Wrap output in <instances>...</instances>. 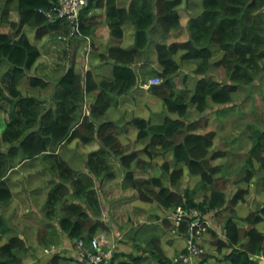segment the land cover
<instances>
[{
  "label": "trees",
  "instance_id": "1",
  "mask_svg": "<svg viewBox=\"0 0 264 264\" xmlns=\"http://www.w3.org/2000/svg\"><path fill=\"white\" fill-rule=\"evenodd\" d=\"M95 1L97 0H88V4L82 10L80 34L70 37V24H66L62 20L52 21L46 15L39 12L40 9L47 10L54 7L57 5V0H0V64L2 66H7L8 68V72H5L3 77H1V81L3 80L4 83L3 81L0 83V110L3 113L5 123V127L3 129L4 131L2 130V133H0V160L2 162L0 163V210L3 212V214H0V232L8 228L14 229L15 232L14 236H10L9 240L6 242L7 244L5 243L6 245L0 244V253L3 254H0V264H24L25 255H31L32 252H34V257L38 258L43 256L42 253L44 254V250L46 248L53 246L58 251L55 253V250L52 253L53 257L56 256L53 259V263L56 261L60 262V260H70L77 264H85L80 259L79 261L78 258H74L76 260L75 261L72 257L68 259L60 255L59 252L61 251V248H59V246L63 247L65 244L63 238L65 237V239H68L71 241V243H74L73 248H76L80 241L91 245V242L95 239L102 240L104 236L103 234L113 230L114 227H117L119 231H126L125 228H128L130 224H134L137 221L139 223V221L142 222L145 219L144 217H141L137 213L130 210L131 204L137 200H141L142 202L157 201L159 206H161L163 209L165 208V210H167L169 213H171V210L174 211V213H176L178 209L185 210L187 212V218L185 217L182 220V223L175 234L176 236H187L189 234L191 222L197 221V219L200 218L202 221L201 227L203 228V232L201 231L202 234H214L215 236L213 235V237L215 238H213L211 235V241L214 243L218 242L217 249L219 251L223 252L224 249L227 248L228 252L224 256L225 259H223L224 264H242V262L243 264H260L254 260V256L264 254V229L260 228V224L264 222V201L259 202L257 196H253L249 200L247 198L250 195V184L252 183L256 185L258 189L256 191L258 194L264 193V181H262L264 180V128L258 126L256 123H254L253 126L252 124L248 126L251 133L249 134V138L252 145L250 148L251 151L249 150L248 152L249 158L246 160L245 177L242 176L240 179L234 180L226 174L221 175L222 177L218 176L221 166L216 167L212 165V160L227 157V155L231 153V151L215 152L210 157L215 146L217 132L210 131L203 133V135L197 132L198 127L195 128V123L188 126L186 124V118L190 104L196 107L197 112L200 113V117L205 116L209 111L215 109V107L231 108L232 106H236L237 103H235V94L239 93L244 87L253 85L258 79L261 80L263 78L264 0H202L203 14L201 13L197 18H191L188 23V27H184L180 22L181 15L178 9L184 0L165 1V4L169 9V13L165 15L166 22L161 21L160 12H156L158 5V1L156 0H132L131 6H129L128 10L122 7V9L120 8L115 13L111 11L113 9H109V7L107 8V10H109L107 17L109 21L111 18L113 21H110L111 24L109 26L112 37H114V39L116 37L118 40H120L119 38H123L124 34L122 25L124 24L121 23L123 21L118 20L117 16L121 13L127 14L129 20L136 27V40L139 44L137 46L138 48L143 49L145 41H149L150 29L157 22L164 27V33L174 35L177 40H179L180 36L186 37V41L173 42L171 45H160L159 55L164 70L161 75L163 83L159 85V88H168L169 94L166 95L161 92H156L161 94V96L164 95L162 98L169 109L172 108L173 111L178 109L181 110V117L176 119L172 125L170 124L171 118L167 117L163 125L149 126V123L146 120L136 117L134 111L135 108H132L133 106L131 107L132 109L128 106H125V108L124 106L122 107V111L124 110V118L127 120L126 124L129 126L131 124L136 126L139 130L138 139L143 141L145 140L144 143L146 144L142 152L144 151V154L147 156L146 160L141 159L140 152L137 150H134L133 152H131V150H120V142L117 138L118 134L119 132H123L122 129L129 131V127L126 128L124 125L120 127L116 122L110 120L105 121L106 123L101 121V118L112 107V95H117L120 97L125 96V93L129 95L130 92H132V90H134V88L137 86L136 73L130 70L132 69L128 67L130 65L119 64V62H117V66H115V69H117L115 70V77L118 80L114 81L115 83L111 80H105L102 81V83L98 82L95 84L90 71L87 73L88 75H85V72H83L82 69L79 68L77 70L76 68V58L79 56L80 51L82 50L81 43L83 39L92 35L98 28L97 25H99V22L93 15H88L89 11H93V8H95L97 5L95 4ZM98 1L100 2V0ZM85 9H87L86 12ZM114 18L115 20H113ZM1 22L3 24H1ZM85 22L86 25L84 24ZM49 23L51 25L54 23V26H49ZM47 26L48 28H46ZM26 27L36 30V36L40 39L50 34L49 38L51 39L50 41L48 40L47 45L44 47V52H46V54H42V50L40 51L38 47L34 46L31 43L28 35L25 32L23 33V30ZM114 30L116 31L117 35L121 36H115ZM118 32L120 34H118ZM12 34L15 35V38ZM67 36L68 38H65ZM70 38L74 41H72ZM67 39L68 43L72 42L68 44V48L65 50H58L57 46L64 44V41ZM76 40H79L78 43ZM51 41L55 43H51ZM47 48L50 49L47 50ZM70 50H72V52ZM48 51H50L51 54L48 53ZM58 51H61V53ZM117 51H120L121 53L126 52L125 50L119 48ZM66 53L69 54L66 55ZM182 53L183 55H180ZM58 54L60 56L66 57H61L60 61V56ZM54 55L59 58L56 59L57 57L55 58ZM214 55H218V58H215ZM46 57L49 58V62L47 61ZM52 57H54V59ZM177 58H179L180 61L177 60ZM55 59L57 62H59V64H57ZM2 60L5 61L3 62ZM53 60L55 62H53ZM130 61H132V59ZM52 62L55 63V66H53ZM214 62L217 64H215L216 66L214 65ZM60 63L66 64L60 65ZM184 63H195L197 65L195 73L198 76L196 75L197 78L193 88L190 91L191 93L182 94L181 96L177 97V86L175 84L180 81V71L182 70ZM1 65L0 68H3ZM58 66L59 68H56ZM9 69L12 70L11 74H9ZM118 69H120V72ZM221 69H223L225 72V79L217 81L213 75H210V73H216L217 70ZM53 71H55V74H61V72L63 73L62 75H55L53 74ZM116 73L120 75H116ZM124 74H127V76L125 79L121 80ZM34 76L35 78H33ZM55 76H59L57 77L58 79ZM87 76L92 77L88 78ZM129 76H133V80H130ZM51 77H55V79L53 78L54 84L56 82L55 85H58L55 87V91L50 97L49 107H46L40 99L26 96L22 88H20L21 83L26 79L29 82H32H30V85L34 84V86L32 85L33 87H39L44 82L45 84H43L41 87H48L52 81ZM73 77L76 84L72 82ZM87 79L89 81L88 86V82H86ZM38 80H41L43 83H41V81L37 82ZM128 80L130 81L128 82ZM19 81L21 82L19 83ZM92 81L94 82L93 85L95 88L93 85H91L93 83ZM221 81L223 82L221 83ZM6 82H8V85H6ZM103 82L107 85L109 83V85H104ZM90 87L93 88L91 89ZM94 89L99 92L97 99L94 101L95 103L88 101L86 98L87 94H89ZM127 90H129V93ZM58 95L61 97H58ZM81 99L83 100L81 101ZM73 100H75V102ZM180 101L183 106L179 105L181 104ZM176 103H178V105ZM87 105L88 109L86 108ZM42 107L45 108L43 109ZM219 108H216V111H219ZM78 110L82 111L79 112ZM219 114L218 117L216 116V121L218 126L222 127L225 125L226 121L224 120V117ZM262 120L264 121V117H262ZM232 121L235 123L233 118ZM169 128L172 130L170 131ZM184 128L185 131L192 130L193 132L187 133L184 141L179 144L178 142L175 143V141L170 142V140H172L171 138L176 134V132H181ZM230 128L234 129V124L231 123ZM65 134L67 136H65ZM148 136H151L149 141H147ZM244 137L245 133L241 131V135L237 137V141L230 139L229 142H231L233 146L236 144L239 147L241 146V141L239 140H243ZM72 138H80V142L87 147L89 146L88 148L90 150L91 144L96 148L95 150H91L87 156L85 154L79 153L84 158L79 160L78 163L83 167L87 166V172L82 174H79V170H77L74 165L70 163L62 154L58 153L60 147L69 142V140ZM176 145H178V147ZM16 148H18V151L15 150ZM45 148H47L46 151ZM6 150L7 152H5ZM169 150L173 152V155L175 154L172 159L174 161L163 163L161 165L162 168L159 167L158 170L160 174L157 172L156 177H151L149 179H137L135 177V172H137L136 170L146 171L145 169L152 164L153 160L157 158L160 153H165ZM155 151H157V153ZM39 153L40 155H38ZM67 154L72 155L74 154V151L67 150ZM46 155L47 157H45ZM47 159L52 161L49 162ZM94 160L97 164L94 163ZM48 163L49 165L51 163L52 166H49ZM182 165L185 166L183 167ZM125 166L129 169H126ZM37 167H43L42 169L45 170V173H41L42 177H36V175L29 173L31 168ZM259 169H261V171ZM122 173L124 175L123 178ZM186 174H189L193 177H199L200 181L202 180L203 182L201 183L199 181V183L193 188V191L192 188H186V191L183 190L182 192H179L177 188L179 184H181L183 177ZM208 175H210L211 178ZM202 176L206 179L204 180ZM170 177H172L174 183L173 185L176 186V189H171L163 185L164 178ZM19 178L20 180L25 181V184H21V186L18 185L16 188L14 180H18ZM121 179L130 183L131 186L128 189H131V193L128 192V189L126 191H124L125 189H119V185L117 184ZM38 183L41 185H38ZM212 183L213 185H211ZM29 184L34 187L29 188ZM236 184H245V187L239 189L232 198H229L228 196L232 190L231 188ZM42 188L46 189V191L48 189L47 194L45 192L44 197L42 196ZM21 191L30 193L31 195L39 194L43 199L41 201V207H37V205H34L33 203L29 204V202L25 199V204L23 205L22 209H20L21 205L20 203L18 204V193H22ZM245 192L247 193L246 195ZM199 194H203V199L201 200L202 203L196 201L197 195ZM139 195H141V197ZM45 197L47 200L44 203ZM80 199L83 201V203L80 202ZM203 200L206 203H204ZM176 202H178L177 205ZM242 202L248 203L250 214L240 218L241 216L238 214L235 207ZM256 205L257 207H255ZM93 208H96V213ZM190 208L199 209L200 216L202 217L204 215L203 219L188 212L187 209ZM227 209H230V214L225 216V218L223 215H225ZM99 211L102 212L98 214ZM206 213L208 215H206ZM124 217H126V219ZM82 218H84V220ZM216 218H220L221 222H215ZM242 219L244 221H242ZM69 221L71 225H68ZM228 221L231 223L230 225L235 226L236 231L234 227L230 226L229 224L228 228ZM26 222L31 228L35 227V232L39 235L37 240L35 239L34 242L29 241V238L26 235ZM165 223L171 225L170 229L172 227L174 228V225L170 221L166 220ZM79 224L81 225L79 226ZM102 224H104V226ZM94 228L97 230L96 232L93 231L95 230ZM130 231L131 233L134 232V228L131 227ZM261 233L263 234L261 235ZM93 235H96L97 238ZM98 235H100V237ZM129 235L130 233L127 235V237ZM237 238L238 240H235ZM159 239V237H156L155 240L157 241ZM45 242L47 243L45 244ZM23 243L27 248L23 245ZM55 244L59 249L56 248ZM243 245L244 248H242ZM15 247L16 249H14ZM106 247V244L101 245L102 250H105ZM17 248L21 250L19 251ZM156 248L157 249L154 250L152 248L150 249L141 246V248H136L133 253H128L126 250H124L125 252H115L113 260L108 264H140L146 257L145 255H147L149 252H151V254L157 258L160 263L163 261L161 264H183L181 262H175V259L179 257L172 259L167 257L159 245H157ZM25 250L27 253H25ZM36 251H38V254H36ZM140 251L144 252L145 255L140 253ZM234 251L236 253H233ZM186 252L187 250L185 249L179 254ZM5 255L8 256V258L5 257ZM226 256L230 258L228 259L227 257L226 260ZM207 261L208 258H206V260L202 259L200 262L197 259L195 264H206Z\"/></svg>",
  "mask_w": 264,
  "mask_h": 264
},
{
  "label": "crops",
  "instance_id": "2",
  "mask_svg": "<svg viewBox=\"0 0 264 264\" xmlns=\"http://www.w3.org/2000/svg\"><path fill=\"white\" fill-rule=\"evenodd\" d=\"M158 1V5H157V8H156V12H160V15H161V21H165L166 22V19H165V15L167 13H169V9H168V6L165 4V1L166 0H156ZM195 2V3H193ZM95 3L97 4L94 8L93 11H89L88 15H93L96 20L99 22V25H98V28L94 31V35H90L88 37H86L83 42L81 43V47L82 50L79 54V56L77 57V60H76V68L77 70L80 68L82 69L83 72H85V75L86 73H88L89 71L93 74V80L95 82V84H97L98 82L101 83L102 81H105V80H114L116 81L117 79L115 78V66H117V62H119V64H128L130 66H128L129 68H134V72H136V77H137V86L134 88V90H132V92H130L129 95H127V97L125 96H117V95H112L111 97V103L114 105H112L111 108L113 109H109V111L101 118V121L102 122H105V121H116V123H119V126L122 127L123 125L127 128L129 127V125L126 124V121L124 120V113L122 112V107L124 106H128L129 108L132 107L131 104H133V107L135 108L134 111H135V114H136V117L137 116H140L138 118H142L144 120H146L148 123H149V126H161L165 123L166 121V118L169 117L171 118V125L173 124V122L176 120V119H179L181 117L180 115V111L181 110H176V111H173L172 108L169 109L168 107H166L167 105L165 104V101L163 100V96H161V94L159 93H156V92H161V93H164L166 95L169 94V90L168 88L166 89L165 87L164 88H159V85H161L163 83V79L161 78L160 75H162L163 73V67L162 64H161V60H160V50H159V47L160 45L162 44H167V45H171V43L173 42H182V41H186V37L185 36H180L179 37V40H177V38L174 37V35H170V34H166L163 32L162 28H164L162 25H160L159 23L155 24L151 29H150V36H149V41H145L144 43V47L143 49L141 48H138L137 46L139 45L137 43V40H136V36H137V31H136V27L135 25L129 20L128 18V15L125 14H118V20L120 21H125L124 22V25H122V30H123V34L125 37H123L120 40L118 39H114L112 37V33L111 31L109 30V24L111 23L107 17V8H111L113 10H111L113 13H115L118 9L124 7L126 10L129 9V6L131 5L132 3V0H103V1H95ZM187 3V4H186ZM201 3V4H200ZM202 0H184L183 3L181 4V6L178 8L179 9V13L181 15V19H180V22L182 23V25L184 27H188V23L190 21L191 18H197L199 16V14L202 13L201 10H203L202 8ZM116 4V5H115ZM189 5L191 7H189ZM98 6V7H97ZM100 6H104V7H100ZM194 6V7H193ZM197 6V10H196V7ZM201 6V7H200ZM88 7V6H87ZM86 7V8H87ZM115 9H114V8ZM182 7V8H181ZM118 8V9H117ZM87 10V9H86ZM192 11V12H191ZM197 11V12H196ZM96 12V13H95ZM128 12V11H127ZM96 14V15H95ZM99 14V15H98ZM122 15V17H120ZM196 15V16H195ZM115 19V18H114ZM125 19V20H124ZM128 20V21H127ZM104 21V22H103ZM109 21V23H108ZM102 24V25H101ZM109 28V29H108ZM30 29V31H29ZM28 30V32H27ZM136 31V33H135ZM23 32H25L31 43L38 47L40 50H42L43 54H44V48L47 43H48V39L50 37V34L46 35L45 37H43V40L42 38H37L36 37V30L30 28V27H26L24 28ZM131 32H134V33H131ZM34 33V35H33ZM97 33V35H95ZM136 34V35H135ZM35 38H34V37ZM95 36V38H94ZM92 38V39H91ZM113 38V39H112ZM169 38V39H167ZM97 39V40H96ZM40 40V41H39ZM91 40V41H90ZM96 40V41H95ZM136 40V41H135ZM112 41V42H111ZM135 43H134V42ZM115 42V44H114ZM125 42H127L125 44ZM36 43V44H35ZM66 43V44H65ZM65 43L63 45H58L57 46V49L58 50H65L68 48V40H65ZM92 43V44H91ZM108 43V44H107ZM132 43V45H131ZM157 43V44H156ZM162 43V44H161ZM46 44V45H45ZM87 44V45H86ZM112 44V45H111ZM130 44V45H128ZM137 46H135V45ZM155 44V45H154ZM43 45V47H42ZM66 45V47H65ZM108 45V46H107ZM125 49H124V47ZM88 46V47H87ZM92 46V47H91ZM119 46V47H118ZM42 47V48H41ZM90 47V48H89ZM105 47V48H104ZM123 47V48H122ZM62 48V49H61ZM94 48V49H93ZM101 48V49H100ZM123 49L125 50L126 52L125 53H121L120 51H117V49ZM127 48V49H126ZM91 49V50H90ZM106 49V50H104ZM90 51V52H89ZM93 51V53L91 52ZM117 51V52H116ZM103 52V53H101ZM91 55H90V54ZM121 53V55H120ZM151 53V54H150ZM90 55V56H89ZM115 55V56H114ZM149 55V56H148ZM148 56V57H147ZM153 56V57H152ZM82 57V58H81ZM147 57V58H146ZM146 58V59H145ZM132 59V61H130ZM179 58H177L178 60ZM90 60V61H89ZM87 61V62H86ZM127 62V63H124V62ZM104 62V63H103ZM158 64H157V63ZM88 63V64H87ZM102 63V65H101ZM108 63V65H107ZM109 63H112V67L110 68V65ZM95 64V65H93ZM136 64V65H135ZM143 64V66H142ZM91 65V66H90ZM105 65H107L108 67H105ZM145 65V66H144ZM104 66V67H103ZM114 66V68H113ZM3 68L1 69L0 68V75L3 76V74H5V72H8V68H6L7 66H2ZM97 67V68H96ZM103 67V68H102ZM142 67V68H141ZM143 67H148L149 68V71H151V73L146 70L145 68ZM153 67V68H152ZM6 68V69H4ZM87 68V69H86ZM107 68V69H106ZM113 68V69H112ZM139 68L141 70H139ZM147 68V69H148ZM97 71H96V70ZM100 69V71H99ZM110 69V70H109ZM136 69V70H135ZM197 69V65L195 63H184L183 64V68L182 70L180 71V81H178V83H176L175 85L177 86L176 88V94L178 96H181L182 94H190L191 92V89L193 88L194 86V83H195V80L197 78V74L195 73V70ZM10 70V69H9ZM93 70H95V72H93ZM103 70V71H102ZM110 71V72H107ZM152 70H153V73L154 71H158V72H155L154 74L152 73ZM2 71V72H1ZM143 71V73H142ZM149 72V73H146V72ZM4 72V73H3ZM101 72H103V74L101 75ZM105 72V73H104ZM111 72H114L113 74ZM141 72V73H140ZM217 72H219V70H217ZM146 73V74H144ZM9 74H11V70L9 71ZM100 74V75H99ZM151 74H153L151 76ZM159 74V76H158ZM215 74V73H213ZM142 75V76H141ZM145 75V76H144ZM155 75V76H154ZM197 75V76H196ZM210 75L212 76V73H210ZM127 74H124L122 79L123 78H126ZM214 76V75H213ZM98 77V78H97ZM109 77V78H108ZM146 77V78H145ZM111 78V79H110ZM113 78V79H112ZM130 80H133V76H129ZM145 78V79H144ZM157 78H160L162 80V83L160 84H151V80L153 79H157ZM102 79V81H101ZM0 80H1V76H0ZM128 80V82L130 81ZM144 80V82H143ZM141 82V83H140ZM1 83V82H0ZM55 84H53L52 82L49 84L48 87H45V88H42L41 86L39 87H33L32 85H30V82L26 79L24 80L21 85H20V88H22V90L24 91V94L26 96H29V97H34V98H37V99H40L42 100L43 104L46 105V107H49V102H50V97L51 95L54 93L55 91ZM156 86V87H155ZM53 87V88H52ZM141 90H140V88ZM31 90H30V89ZM139 88V89H138ZM30 90V91H29ZM143 90V91H142ZM183 90V91H182ZM138 91V92H137ZM141 91L144 93H141ZM145 91V92H144ZM137 92V94L135 93ZM186 92V93H185ZM98 94L99 92L97 90H93L91 91L89 94H87L86 98L88 101L90 102H94L97 97H98ZM140 94V95H139ZM156 94V95H155ZM134 95V96H133ZM136 95H139V96H136ZM176 95V96H177ZM49 99H47V97ZM153 96V97H151ZM139 97V98H138ZM146 97V98H145ZM157 97V98H156ZM42 98V99H41ZM45 98V99H44ZM130 98V99H129ZM138 98V99H137ZM119 101H118V100ZM137 99V100H136ZM155 102H153L152 101ZM156 99H159V100H156ZM46 100V101H45ZM143 100V101H141ZM146 100V102L144 101ZM150 100V101H149ZM45 101V102H44ZM123 101V103H122ZM141 101V102H140ZM128 102V103H127ZM136 102H140V103H136ZM120 103V104H119ZM143 103V104H142ZM117 104V105H116ZM124 104V105H123ZM126 104V105H125ZM129 104V105H128ZM139 105V106H138ZM166 105V106H165ZM181 106V104H179ZM117 106V107H116ZM136 106V107H135ZM138 107V108H137ZM145 107V108H144ZM118 108V109H117ZM137 108V109H136ZM150 108V109H148ZM156 108V110H155ZM163 108V109H162ZM165 108V109H164ZM113 112H112V111ZM194 110V111H193ZM217 110V109H215ZM163 111V112H162ZM196 110V107L195 106H191L189 105V108H188V112H187V118L186 120H192L193 116H195L196 118L193 119V121H186V124L188 123V126L189 125H192L193 123H195V128L198 127V124H199V120H200V115L199 113L197 112ZM112 112V113H111ZM115 112V113H114ZM120 112V113H119ZM151 112H154L151 113ZM156 112V113H155ZM167 112V113H166ZM173 112V113H172ZM217 111H215L213 117H212V125L218 127V123L216 121V113ZM123 113V114H122ZM151 113V114H150ZM170 113V114H169ZM111 114V115H110ZM150 117H149V115ZM167 114V115H166ZM176 114V115H175ZM148 116V117H147ZM207 116V115H206ZM123 117V118H122ZM117 118V119H116ZM121 118V119H120ZM150 118V119H149ZM192 118V119H191ZM119 119V120H118ZM150 121V122H149ZM121 123V124H120ZM123 123V124H122ZM197 123V125H196ZM168 124V123H167ZM5 127V124H4V116H3V113L1 112L0 110V133L1 131L4 129ZM199 128V127H198ZM169 130L171 131L172 129L169 128ZM123 132H119L118 134V140L120 142V145H119V148L121 151L125 150V151H130L133 152L134 150H136L137 148H139V150L137 149L138 152H140V157L141 159L143 160H146L147 159V156L144 154V152H142V150L144 149V142H142L143 140H138V133H139V130L136 126H133L132 124L130 125L129 127V131H126V129H122ZM212 131H215L217 132V129L214 127L212 128ZM184 132V137L179 140L177 139V136ZM191 133L193 132L192 130H187L185 131V129H183L181 132H177L172 138H175L174 140H170L171 141H175L177 139V141L175 142H178V143H181L184 141V138L185 136L187 135V133ZM128 133V134H127ZM203 134V133H201ZM127 137V138H126ZM137 138V139H136ZM246 137H244L243 139H245ZM150 139V136L147 138V141H149ZM220 139V142H221V135L219 133H217V138L215 140V146H217L218 144V140ZM78 142V143H77ZM243 140L241 139V146H238L236 148H238L236 150L237 154L239 153H244V144L246 142H249L248 140ZM77 144V145H76ZM79 144V145H78ZM222 144V142H221ZM250 144V142H249ZM98 145V144H97ZM127 145V146H126ZM135 145V146H134ZM251 145V144H250ZM249 145V146H250ZM143 146V147H142ZM214 146V147H215ZM99 147V146H98ZM217 148V147H216ZM214 149L212 150V154L216 152H224V151H218L217 149ZM235 148V147H234ZM95 150V146L91 144V150ZM141 149V150H140ZM247 149V148H246ZM67 150H71V151H74V154L72 155H68L67 154ZM87 146H85L84 144H82L80 142V138H72L69 140V142H67L66 144L62 145L59 149V154H62L70 163H72L74 165V167L79 170V174H82V173H85L87 172V166L86 167H83L81 166L78 162L79 160H82L83 157L79 154V153H82V154H85L86 156L89 154V152L91 151ZM247 151V150H246ZM168 153V155H167ZM212 154L210 155V157L212 156ZM78 155V157H77ZM167 155V157H165ZM229 155H232L231 153ZM159 158H161L159 160ZM163 158V159H162ZM171 158V159H170ZM173 159V152L171 151H168V152H165V153H160V155L158 156L157 160L156 158L153 160L152 164L155 166H153L152 164L150 165V168L147 167L145 170L146 171H137L135 172V177L138 179V178H145V179H149L151 177H155V175H157V172L153 173L152 171H155L156 169L159 170V166L161 167V165L163 163H166V162H171ZM145 163V162H144ZM159 164V165H158ZM158 165V166H156ZM85 166V165H84ZM153 167V168H152ZM152 168V169H151ZM154 169V170H153ZM149 173H148V172ZM148 174V175H147ZM189 174H186L185 177H188ZM190 176V175H189ZM185 177H183V180L181 182V184H179L177 190L179 192H182L183 190L186 189V187H183L184 185V180H185ZM192 178H198V183L200 181V178L199 177H196V176H190ZM221 177V175H220ZM123 179L119 180V182L121 183H118L117 185H119V187H121L120 189H126L129 188L131 185L130 183L126 182L125 180L122 181ZM180 182V180H179ZM178 182V183H179ZM123 183V184H122ZM128 183V184H126ZM197 183V184H198ZM14 184L17 188L18 185L20 184H25V181L23 180H14ZM173 180H172V177L170 178H164V181H163V185L165 187L168 186V188H173L174 185H173ZM255 184H251L250 186V195L248 197V200L250 198H252L253 196H257L259 202H263L264 201V193H261V194H258L256 190H254L256 188H254ZM242 187H245V184H242V185H234L232 186V188H234L232 190V192L229 194V198H232L233 195L238 191V189H241ZM152 188V187H151ZM188 188V187H187ZM175 189H176V186H175ZM236 190V192H235ZM24 193V191H21ZM18 193V192H17ZM20 194V193H18ZM25 195V199L27 201H29L30 203H33V197L34 195H31L30 193H27V194H24ZM252 195V196H251ZM134 203L136 204H131L130 206V210L133 211V212H137V214L141 217H148L150 219H153L152 217V209L154 208V206H157V201H153V202H142L140 200V202L138 201H134ZM241 205H244L245 203L242 202L240 203ZM134 205V206H133ZM138 205V206H137ZM246 205L248 206V203H246ZM153 206V208L151 209V207ZM132 208V209H131ZM249 208V206H248ZM163 211L165 212V210L163 209ZM250 211V210H249ZM0 214H3V212L0 210ZM143 214V215H142ZM160 214H162V212H160ZM250 212H248V214H243L241 216H247L249 215ZM104 218V217H103ZM157 219L154 217V220ZM173 223H174V220H172ZM157 222V221H156ZM158 224H160L161 222H157ZM136 225V223H135ZM134 224H130L128 228H125L126 231H125V235L126 234H131V227L132 226H135ZM260 228L261 229H264V222L262 224H260ZM147 230V229H145ZM27 231H30L31 232V237H29V235L27 236L29 238V241L31 242H34L35 241V236H34V230L33 228L29 227V229ZM27 231H26V235H27ZM34 231V232H33ZM114 231V230H113ZM36 233V232H35ZM116 235V234H115ZM164 235H167V234H162V236H159V238L163 237ZM118 237V235H116V238ZM206 237L208 238V235H206ZM206 237H204L203 239L200 240V245H204L206 244L208 241L206 239ZM224 237V236H222ZM155 238L154 237L153 239V242L154 245L156 246V242H155ZM34 241H33V240ZM164 240V239H163ZM106 241L109 242V240H107L106 238ZM169 242L170 244H176L177 242V239H174V241H171L169 239L167 240H164L162 241V248L165 255L169 258H173L174 256L178 255L180 252H182L183 250H185L187 248V243H186V240H184L183 243H180V250H177V251H173V252H170L168 250V253H167V248H166V242ZM165 242V243H164ZM164 243V244H163ZM1 244H3V242H1ZM140 243H137V245H134L133 243L130 244L132 245V249L127 251V252H134L136 250V248H141V244L139 245ZM65 245V246H64ZM63 245V247H67V243H65ZM73 243H70V247H67L70 252L72 253V257L73 258H78L80 259L79 257V252H78V248H74L73 249ZM164 245V246H163ZM136 246V247H135ZM57 248V247H56ZM60 248V247H59ZM58 248V249H59ZM205 249V248H204ZM76 250V251H75ZM213 254L215 255H212L213 257V260L215 261H218L219 263L218 264H222L221 261H223L224 259V256L225 254L228 252L227 249H224L223 252L219 251L217 248L216 250L213 248ZM116 252H121V251H124V250H120V249H115ZM206 251V250H205ZM221 254H219V252ZM58 252L57 250L55 251V253ZM61 252V251H60ZM59 252V253H60ZM78 252V253H77ZM34 252H32L33 254ZM176 253V255H175ZM30 255L29 257V260H26L24 261V264H46L45 262V257L47 258V260L49 259L50 256L48 255H44L43 256H40L38 257L37 259L33 256V255ZM140 254V253H139ZM145 255V254H143ZM174 255V256H172ZM222 255V256H221ZM77 256V257H76ZM150 254L148 253L146 255V257L144 258V260H142V262L140 264H148L149 260H150V257L151 259L153 260V262H155L156 260L159 262H155L154 264H161L160 261L155 258L153 255H151L150 257ZM220 256V257H219ZM33 257V258H32ZM217 257V258H216ZM256 259L257 262H259L260 264H264L263 260H264V256H255L254 257ZM156 259V260H155ZM40 260V262H39ZM220 260V261H219ZM36 261V262H35ZM50 264H53V259H52V263L50 261ZM208 264V263H206ZM224 264V262H223Z\"/></svg>",
  "mask_w": 264,
  "mask_h": 264
},
{
  "label": "rangeland",
  "instance_id": "3",
  "mask_svg": "<svg viewBox=\"0 0 264 264\" xmlns=\"http://www.w3.org/2000/svg\"><path fill=\"white\" fill-rule=\"evenodd\" d=\"M216 73L214 74V78H216L219 81L220 80H223V78L225 79V72H224L223 69L219 70V72H216ZM259 80L260 79H258L253 85H251V87L250 86L244 87L239 92V95H238V93L235 94V98H236L235 103H237L236 106H232L231 109L230 108H226V107H222V108H220L221 111L219 110V111L216 112L217 114L220 113L219 115L223 116L224 117V120L226 122H225V125L224 126H222V127L221 126H218V131L219 132L217 131V133H219L221 135V142H222V144H221L220 139H219L218 140V144H217L218 146H215L213 148V150L217 147L216 149L218 151H220V150L221 151L222 150L224 151L225 150V151H231L232 152V155H229L228 154L227 157H224V158H221V159H216V160H212L211 161L213 166H216V167L217 166H221V165L223 166V167H221L222 169L220 168V171L221 172H219V175L218 176L226 174L227 176L231 177L232 179L237 180V179H240L242 176L245 175L246 160L249 158L248 152H249V150L251 148V145H252L251 140H249L250 139L249 138V134H251V133H250V130H249L248 126H250L251 123L254 124L256 122V124L258 126L260 125L261 127L264 128V121L262 120V117L264 116V76H263V78L260 81ZM252 88H255V89H252ZM245 89H247V90H245ZM247 91H249V92H247ZM249 93H250V96H248ZM246 96H248V97H246ZM242 99H245V100L243 101ZM216 108H219V107H216ZM233 108H234V111H233ZM215 109L209 111L206 114L207 116L205 115V116L200 117L199 124H198V127H199L198 128V132L200 131L199 133H207V132H210V131H212V128H214V127L217 129V125L216 126L212 125V123H213L212 122V117L214 115V114H212V112L215 113V111H216ZM232 111H233V117H232ZM209 113H211V114H209ZM217 114H216V116H218ZM193 118H196V117H193ZM232 118L235 120V123L232 121ZM190 121H193V119L192 120H190V119L188 120V122H190ZM231 123L234 124V129L233 128H230V124ZM242 130L245 133V136L248 135L245 139H243V142H244V140H248L251 145L249 144V142H246L244 144V153L237 154L236 150L239 147L236 148L237 147L236 144H234V146H233V144L231 142H229V140L232 139L233 141H237V137L241 135V131ZM183 137H184V132L180 133L177 136V139L181 140ZM157 171L158 170L156 169L155 170V173ZM228 171H229V173H228ZM30 172L33 173L34 175H36V177H42L41 176V173H45V170L41 169V167H37V168H31L30 169ZM191 180H193L192 177H189V176L188 177H185L183 187H186V188L187 187L188 188H193V186L195 187L197 185V183H198V178H194V181H192V183L190 182ZM42 182H44V181H42ZM38 185H41V184L38 183ZM20 186H21V184H20ZM28 187L31 188V187H34V186H32V185L29 184ZM231 189L233 190L234 188H231ZM255 189L258 190L257 187ZM232 190H231V192H232ZM47 191H48V189H47ZM47 191H46V189L42 188V196L43 197L45 196V192L47 194ZM235 192H236V190H235ZM24 194H27V193L26 192H24V193L22 192V193L19 194L18 204L20 203V205H21L20 206V209H22L23 205L25 204V195ZM202 199H203V194H199L197 196V198H196V200L198 202H201ZM42 200H43L42 197L39 194H36L33 197V204L34 205H37V207H41V201ZM46 200H47V198L45 197L44 203H45ZM29 204H30V202H29ZM154 207L156 209L153 208V206L151 207V209L153 208L152 211H151L152 212L151 215H154V216H152L153 219H150L148 217H145V220L142 221L141 223H137L136 222L137 228L134 229V232H132L129 235V237H127L128 234L127 235L124 234L125 231L120 232L117 229V227H114V229H113L114 231L113 230H110V232H107V233L103 234L104 235V238L101 241L106 242L107 247L108 248L110 247V250H112L113 252L115 251V249L116 250L117 249H122V250H126V251L127 250L128 251L131 250L132 249V245H130V244H132L133 242H134L133 243L134 245H137V243H140L142 246L144 245V247H146L148 245L147 246L148 248H152V249L156 250L157 249L156 248L157 245H159L160 248H162V242H161V241H163L162 239L167 240L170 237L171 239L169 238V240H171V241H174V239H177V241H176L177 243L176 244H170L167 241L166 242L167 253H168V250L170 252L180 250V245H181L180 243H183L184 242V240H185L184 237L185 236H183V237L180 236V235L176 236L173 233V228L170 229V225L168 226V223H165L166 222L165 213L162 210V208L159 206V204L157 203V206H154ZM235 209L237 210V212H238V214L240 216L243 215V214L246 215V214H248V212H250L249 211V208H248V206L246 204L241 205L239 203L235 207ZM158 212L159 213L160 212H163L162 213V216H161V219L164 220V221L162 223H160V224H158L154 220V217L159 214ZM229 214H230V209H227V211L225 212V216H228ZM105 216H106V214H105ZM148 221H150V222H148ZM215 221L221 222V219L220 218H216ZM26 224L28 225V226H26V231H27L29 229V224L27 222H26ZM34 229H36V228L33 227V230ZM145 229H147V230H145ZM34 231H36V230H34ZM9 232L11 234L12 233L15 234L14 229H12V228H8V229H5L4 231L0 232V235H1L0 236V242L2 241L5 244L9 240V237L11 235ZM157 232L158 233L160 232V233L157 234ZM30 233H31L30 231H27V235H29ZM14 234H12L11 236H13ZM115 234L118 235L117 238H116V235ZM162 234H167V235H164L163 238H160L157 241L155 240V242H156V246H155L152 243V241L154 240L152 237H159ZM207 234H208L209 241L206 244L202 245V247L205 248V250H206L205 251V254H204V256L202 255L201 257H199L198 260L200 262V260H202V259L205 260L208 257V262H207L208 264H214V263L215 264H218L219 262L213 260V257H212L213 251H214L213 248L216 249L217 248V245H216V243H214V242L211 241V235H209L210 233H207ZM34 236H35V239H36V237L38 238L39 235H37V233L34 232ZM202 236L203 237H201V239H203L206 236V234H203ZM30 237H31V234H30ZM130 237H131V239H129ZM106 238H107V240H109V242L106 241ZM65 240L67 242V247H70L71 241L68 240V239H65ZM65 240L63 239L64 243H66ZM135 240H136V242H135ZM181 240H183V241H181ZM157 243H159V244H157ZM59 247L61 248L60 254L63 253L61 255L62 257H65V258H71L72 257L71 256L72 253L70 252V250L67 247H61V246H59ZM67 249H68L69 252L67 251ZM162 251H163V249H162ZM141 252L142 251H140V253ZM142 253L144 254V252H142ZM36 254H38V251H36ZM149 254H150V256L152 255L151 252H149ZM44 255L50 256L48 260L45 257L46 264H50L51 259H54L53 254H47L46 253ZM179 255L180 254H178L176 256H174V255H172V256H174L173 258H175V257H178ZM207 255H209V256H207ZM25 256H24V260L26 261V260L29 259L30 255L27 254ZM35 258L37 259V257H35ZM80 260L83 261L85 264H88V262H86V260H83L81 257H80ZM155 262H158V261L156 260ZM263 262H264V260H263ZM53 264H77V263H75L73 261H70V260H67V261L66 260H60L59 263L56 261ZM148 264H154L153 260L152 259L149 260Z\"/></svg>",
  "mask_w": 264,
  "mask_h": 264
},
{
  "label": "bare ground",
  "instance_id": "4",
  "mask_svg": "<svg viewBox=\"0 0 264 264\" xmlns=\"http://www.w3.org/2000/svg\"><path fill=\"white\" fill-rule=\"evenodd\" d=\"M57 1H58V0H57ZM100 1H101V0H100ZM102 1H103V0H102ZM105 1H106V0H105ZM57 3H58V2H57ZM193 3H195V2H193ZM55 4H56V3H55ZM87 4H88V3H87ZM89 4H90V3H89ZM95 4H96V3H95ZM186 4H187V3H186ZM200 4H201V3H200ZM202 4H203V3H202ZM115 5H116V4H115ZM130 6H131V5H130ZM97 7H98V6H97ZM100 7H104V6H100ZM189 7H191V6L189 5ZM193 7H194V6H193ZM195 7H196V10H197V9H198L197 6H195ZM200 7H201V6H200ZM113 8H114V7H113ZM181 8H182V7H181ZM91 9H92V8H91ZM93 9H94V8H93ZM109 9H111V8H109ZM114 9H115V8H114ZM117 9H118V8H117ZM121 9H122V8H121ZM176 9H177V8H176ZM202 9H203V8H202ZM47 10H48V9H47ZM118 10H119V9H118ZM262 10H263V9H262ZM107 11H108V12H106V13H109V10H107ZM201 11H202V10H201ZM255 11H256V10H255ZM83 12H84V11H83ZM85 12H86V9H85ZM191 12H192V11H191ZM196 12H197V11H196ZM95 13H96V12H95ZM263 13H264V12H263ZM121 14H122V13H121ZM202 14H203V13H202ZM259 14H260V13H259ZM95 15H96V14H95ZM98 15H99V14H98ZM123 15H125V14H123ZM199 15H200V14H199ZM90 16H92L91 13H90ZM125 16H126V15H125ZM195 16H196V15H195ZM117 17H118V16H117ZM120 17H122V15H121ZM122 18H123V17H122ZM256 18H257V17H256ZM262 18H263V17H262ZM118 19H119V18H118ZM259 19H260V18H259ZM259 19H258V20H259ZM97 20H98V19H97ZM113 20H115V19H113ZM124 20H125V19H124ZM3 21H4V20H3ZM57 21H58V20H57ZM81 21H82V20H81ZM110 21H112V18H111ZM116 21H117V20H116ZM127 21H128V20H127ZM4 22H5V21H4ZM48 22H50V21H48ZM51 22H52V21H51ZM59 22H60V21H59ZM61 22H62V21H61ZM103 22H104V21H103ZM112 22H113V21H112ZM117 22H118V21H117ZM219 22H220V21H219ZM219 22H218V23H219ZM108 23H109V21H108ZM121 23L124 24V21L121 22ZM157 23H158V22H157ZM1 24H3V23L1 22ZM84 24L86 25V22H85ZM87 24H88V23H87ZM110 24H111V23H110ZM110 24H109V25H110ZM48 25H49V26H54V23H53L52 25L49 23ZM64 25H65V24H64ZM101 25H102V24H101ZM209 25H210V24H209ZM219 25H220V23H219ZM219 25H218V26H219ZM44 26H46V25H44ZM62 26H63V25H62ZM67 26H68V25H67ZM97 26H98V25H97ZM169 26H170V25H169ZM10 27H11V26H10ZM10 27H9V29H10ZM64 27H65V26H64ZM70 27H71V26H70ZM166 27H167V26H166ZM11 28H12V27H11ZM46 28H48V26H47ZM49 28H53V27H49ZM109 28H110V27H109ZM109 28H108V29H109ZM119 28H120V27H119ZM41 29H42V28H41ZM91 29H92V28H91ZM112 29H113V28H112ZM163 29H164V28H162V30H163ZM39 30H40V29H39ZM49 30H50V29H49ZM51 30H54V29H51ZM109 30H110V29H109ZM166 30H167V29H166ZM29 31H30V29H29ZM37 31H38V30H37ZM114 31H115V30H114ZM13 32H14V31H13ZM27 32H28V30H27ZM30 32H31V31H30ZM50 32H51V31H50ZM119 32H120V29H119ZM119 32H118V34H120ZM23 33H24V32H23ZM47 33H48V32H47ZM64 33H65V32H64ZM131 33H134V32H131ZM135 33H136V31H135ZM168 33H169V32H168ZM213 33H214V32H213ZM43 34H44V33H43ZM68 34H69V32H68ZM89 34H90V33H89ZM12 35H13V34H12ZM33 35H34V33H33ZM35 35H36V34H35ZM69 35H70V34H69ZM69 35H68V36H69ZM93 35H94V34H93ZM95 35H97V33H96ZM116 35H117V33H116V31H115V36H116ZM135 35H136V34H135ZM170 35H171V34H170ZM212 35H213V34H212ZM14 36H15V35H13V37H14ZM68 36L65 37V38H68ZM117 36H119V35H117ZM120 36H121V35H120ZM120 36H119V37H120ZM33 37H34V36H33ZM36 37H37V36H36ZM70 37H71V36H70ZM123 37H125V36H123ZM190 37H191V36H190ZM9 38H10V37H9ZM14 38H15V37H14ZM34 38H35V37H34ZM84 38H85V37H84ZM94 38H95V36H94ZM113 38H114V37H113ZM113 38H112V39H113ZM115 38H116V37H115ZM117 38H118V37H117ZM11 39H12V38H11ZM17 39H18V38H17ZM50 39H51V38H49L48 40L50 41ZM70 39H71V38H70ZM70 39H69V40H70ZM73 39H74V38H73ZM77 39H78V38H77ZM91 39H92V38H91ZM119 39H120V41H121V38H119ZM167 39H169V38H167ZM42 40H43V38H42ZM67 40H68V39H67ZM71 40H72V39H71ZM79 40H80V39H79ZM79 40H76V42L78 43ZM83 40H84V39H83ZM96 40H97V39H96ZM96 40H95V41H96ZM39 41H40V40H39ZM52 41H53V39H52ZM52 41H51V43H55V42H52ZM72 41H74V40H72ZM90 41H91V40H90ZM135 41H136V40H135ZM13 42H14V41H13ZM82 42H83V41H82ZM111 42H112V41H111ZM133 42H134V41H133ZM51 43H50V44H51ZM64 43H65V41H64ZM69 43H72V42H69ZM69 43H68V44H69ZM126 43H127V42H125V44H126ZM134 43H135V42H134ZM192 43H194V42H192ZM35 44H36V43H35ZM65 44H66V43H65ZM91 44H92V43H91ZM107 44H108V43H107ZM114 44H115V42H114ZM156 44H157V43H156ZM161 44H162V43H161ZM45 45H46V44H45ZM62 45H63V44H62ZM76 45H77V44H76ZM86 45H87V44H86ZM111 45H112V44H111ZM115 45H116V44H115ZM128 45H130V44H128ZM131 45H132V43H131ZM134 45H135V44H134ZM154 45H155V44H154ZM67 46H68V45H67ZM78 46H79V45H78ZM107 46H108V45H107ZM135 46H137V45H135ZM9 47H10V46H9ZM42 47H43V45H42ZM42 47H41V48H42ZM48 47H49V46H48ZM65 47H66V45H65ZM70 47H71V46H70ZM83 47H84V46H83ZM83 47H82V48H83ZM87 47H88V46H87ZM91 47H92V46H91ZM118 47H119V46H118ZM123 47H124V45H123ZM123 47H122V48H123ZM218 47H219V46H218ZM43 48H44V47H43ZM89 48H90V47H89ZM104 48H105V47H104ZM178 48H179V47H178ZM219 48H220V47H219ZM49 49H50V48H49ZM49 49L47 48V50H49ZM55 49H56V48H55ZM55 49H54V50H55ZM61 49H62V48H61ZM93 49H94V48H93ZM100 49H101V48H100ZM124 49H125V47H124ZM126 49H127V48H126ZM90 50H91V49H90ZM104 50H106V49H104ZM214 50H215V49H214ZM40 51H41V50H40ZM45 51H46V50H45ZM50 51H51V50H50ZM50 51H48V53L51 54ZM70 51L72 52V50H70ZM181 51H182V50H181ZM42 52H43V51H42ZM58 52L61 53V51H58ZM62 52H63V51H62ZM65 52H66V51H65ZM75 52H76V51H75ZM75 52H74V53H75ZM80 52H81V51H80ZM89 52H90V51H89ZM91 52L93 53V51H91ZM211 52H212V51H211ZM224 52H225V51H224ZM44 53L46 54V52H44ZM56 53H57V52H56ZM74 53H73V54H74ZM101 53H103V52H101ZM179 53H180V52H179ZM42 54H43V53H42ZM62 54H63V53H62ZM62 54H61V55H62ZM67 54H69V53H66V55H67ZM89 54H90V53H89ZM150 54H151V53H150ZM224 54H225V53H224ZM1 55H2V53H1ZM58 55H59V54H58ZM71 55H72V54H71ZM74 55H75V54H74ZM90 55H91V54H90ZM90 55H89V56H90ZM180 55H183V53L180 54ZM218 55H219V54H218ZM218 55H217V56H218ZM43 56H44V55H43ZM46 56H47V55H46ZM52 56H53V55H52ZM54 56H55V55H54ZM59 56H60V55H59ZM148 56H149V55H148ZM148 56H147V57H148ZM212 56H213V55H212ZM214 56H215V55H214ZM217 56H215V58H216ZM219 56H220V55H219ZM49 57H50V56H49ZM56 57H57V56H55V58H56ZM61 57H63V56H60V61H61ZM65 57H66V56H65ZM65 57H63V58H65ZM70 57H71V56H70ZM147 57H146V58H147ZM152 57H153V56H152ZM179 57H180V56H179ZM43 58H44V57H43ZM52 58L54 59V57H52ZM58 58H59V57H57L56 59H58ZM81 58H82V57H81ZM146 58H145V59H146ZM217 58H218V57H217ZM46 59H47V61H48L49 58L46 57ZM56 59H55V61H56ZM76 59H77V58H76ZM193 59H194V58H193ZM72 60H73V58H72ZM178 60H179V59H178ZM198 60H200V59H198ZM2 61H3V60H2ZM4 61H5V60H4ZM4 61H3V62H4ZM42 61H43V60H42ZM55 61L53 60V62H55ZM89 61H90V60H89ZM173 61H174V60H173ZM179 61H180V60H179ZM45 62H46V61H45ZM48 62H49V61H48ZM53 62H52V63H53ZM56 62H57V61H56ZM86 62H87V61H86ZM199 62H201V61H199ZM202 62H203V61H202ZM262 62H263V61H262ZM43 63H44V62H43ZM43 63H42V64H43ZM50 63H51V62H50ZM103 63H104V62H103ZM156 63H157V62H156ZM175 63H176V62H175ZM217 63H218V62H217ZM44 64H45V63H44ZM54 64H55V63H53V66H55ZM57 64H59V62H57ZM63 64H64V63H63ZM63 64L60 63V65H63ZM65 64H66V63H65ZM65 64H64V65H65ZM87 64H88V63H87ZM110 64L112 65V63H109V65H110ZM157 64H158V63H157ZM179 64H180V63H179ZM215 64H216V63L214 62V65H215ZM0 65H1V64H0ZM48 65H49V63H48ZM50 65H51V64H50ZM72 65H73V64H72ZM72 65H71V67H72ZM93 65H95V64H93ZM101 65H102V63H101ZM107 65H108V63H107ZM107 65H105V67H108ZM111 65H110V68L112 67ZM135 65H136V64H135ZM208 65H209V64H208ZM216 65H217V64H216ZM216 65H215V66H216ZM1 66H2V65H1ZM40 66H41V65H40ZM51 66H52V65H51ZM90 66H91V65H90ZM119 66H120V65H119ZM119 66H118V68H119ZM142 66H143V64H142ZM144 66H145V65H144ZM11 67H12V66H11ZM60 67H61V66H60ZM73 67H74V66H73ZM103 67H104V66H103ZM103 67H102V68H103ZM120 67H121V66H120ZM161 67H163V66H161ZM217 67H218V66H217ZM6 68H7V67H6ZM13 68H14V67H13ZM54 68H55V67H54ZM56 68H59V66L56 67ZM96 68H97V67H96ZM113 68H114V66H113ZM113 68H112V69H113ZM122 68H123V67H122ZM125 68H126V67H125ZM141 68H142V67H141ZM143 68H145V67H143ZM147 68H148V67H146L145 69L149 71V68H148V69H147ZM152 68H153V67H152ZM1 69H2V68H1ZM50 69H51V68H50ZM52 69H53V68H52ZM63 69H65V68H63ZM71 69H72V68H71ZM75 69H76V68H75ZM86 69H87V68H86ZM106 69H107V68H106ZM127 69H128V68H127ZM133 69H134V68H133ZM47 70H48V69H47ZM47 70H46V71H47ZM95 70H96V69H95ZM95 70H93V72H95ZM109 70H110V69H109ZM115 70H117V69H115ZM118 70H119V72H120V69H118ZM130 70L134 72V70H132V69H130ZM135 70H136V69H135ZM139 70H141V69L139 68ZM208 70H209V68H208ZM262 70H263V69H262ZM11 71H12V70H11ZM65 71H66V70H65ZM96 71H97V70H96ZM99 71H100V69H99ZM102 71H103V70H102ZM148 71H147L146 73H149V72L151 73V71H149V72H148ZM1 72H2V71H1ZM54 72H55V71H53V74H55ZM73 72H74V71H73ZM107 72H110V71L107 70ZM117 72H118V71H117ZM136 72H137V71H136ZM136 72H134V73H136ZM155 72H158V71L155 70L154 73H155ZM3 73H4V72H3ZM11 73H12V72H11ZM62 73H63V72H61V74L56 73L55 75H62ZM74 73H75V72H74ZM104 73H105V72H104ZM111 73L113 74L114 72H111ZM140 73H141V72H140ZM142 73H143V71H142ZM146 73H144V74H146ZM152 73H153V70H152ZM154 73H153V74H154ZM158 73H159V72H158ZM261 73H262V72H261ZM51 74H52V73H51ZM86 74H87V73H86ZM102 74H103V72H101V75H102ZM117 74H118V73H116V75H117ZM153 74H151V76H152ZM207 74H208V73H207ZM216 74H217V73H216ZM3 75H4V74H3ZM12 75H13V74H12ZM12 75H11V76H12ZM42 75H43V74H42ZM46 75H47V72H46ZM77 75H78V74H77ZM87 75H88V74H87ZM92 75H93V74H92ZM99 75H100V74H99ZM118 75H120V74H118ZM212 75H214V74L212 73ZM0 76L3 77L2 75H0ZM21 76H23V75H21ZM141 76H142V75H141ZM144 76H145V75H144ZM154 76H155V75H154ZM158 76H159V74H158ZM160 76H161V75H160ZM258 76H259V75H258ZM47 77H48V76H47ZM55 77H56V76H55ZM55 77H53V78L55 79ZM57 77H59V76H57ZM57 77H56V78H57ZM76 77H77V76H76ZM87 77H88V76H87ZM89 77L91 78L92 76H89ZM89 77H88V78H89ZM207 77H208V76H207ZM213 77H214V76H213ZM33 78H35V76H34ZM51 78H52V77H51ZM53 78H52V81H53ZM85 78H86V77H85ZM97 78H98V77H97ZM108 78H109V77H108ZM115 78H116V77H115ZM136 78H137V77H136ZM145 78H146V77H145ZM145 78H144V79H145ZM210 78H211V77H210ZM5 79H6V78H5ZM10 79H11V78H10ZM48 79H49V77H48ZM57 79H58V78H57ZM75 79H76V78H75ZM110 79H111V78H110ZM112 79H113V78H112ZM121 79H122V78H121ZM123 79H125V78H123ZM223 79H224V78H223ZM19 80H20V79H19ZM31 80H32V79H31ZM46 80H47V79H46ZM90 80H91V79H90ZM117 80H118V79H117ZM119 80H120V79H119ZM170 80H171V79H170ZM216 80H217V79H216ZM2 81H3V80H2ZM2 81L0 80V82H2ZM32 81H33V80H32ZM40 81H41V80H38L37 82H40ZM52 81H51V82H52ZM81 81H82V80H81ZM101 81H102V79H101ZM106 81H107V80H106ZM112 81H113V80H112ZM114 81H115V80H114ZM136 81H138V80H136ZM217 81H218V80H217ZM217 81H216V82H217ZM259 81H260V80H259ZM20 82H21V81H19V83H20ZM30 82H31V81H30ZM37 82H36V83H37ZM46 82H47V81H46ZM72 82H73L74 84H76V83L74 82V77H73V81H72ZM86 82H88V84H87V86H88V85H89V81H88V79H87ZM92 82H93V81H92ZM110 82H111V81H110ZM143 82H144V80H143ZM172 82H173V81H172ZM222 82H223V81H221V83H222ZM3 83H4V81H3ZM3 83H2V84H3ZM7 83H8V82H6V85H8ZM10 83H11V82H10ZM31 83H32V82H31ZM31 83H30V84H31ZM41 83H43V82L41 81ZM41 83H40V84H41ZM101 83H102V82H101ZM107 83H108V82H107ZM114 83H115V82H114ZM116 83H117V82H116ZM140 83H141V82H140ZM219 83H220V82H219ZM227 83H228V82H227ZM229 83H230V82H229ZM259 83H260V82H259ZM37 84H38V83H37ZM43 84H45V82H44ZM43 84H41V86H43ZM53 84H54V81H53ZM55 84H56V82H55ZM93 84H94V82H93L91 85H93ZM103 84H104V85H107V84L104 83V82H103ZM112 84H113V83H112ZM223 84H225V83H223ZM32 85L34 86V84H32ZM47 85H48V84H47ZM57 85H58V84H57ZM57 85H55V86H57ZM91 85H90V86H91ZM108 85H109V83H108ZM108 85H107V86H108ZM121 85H123V84H121ZM48 86H49V85H48ZM55 86H54V87H55ZM72 86H73V85H72ZM75 86H76V85H75ZM93 86H94V85H93ZM173 86H174V84H173ZM44 87H45V85H44ZM73 87H74V86H73ZM96 87H97V86H96ZM132 87H133V86H132ZM243 87H244V86H243ZM250 87H251V85H250ZM52 88H53V87H52ZM90 88L92 89L93 87H90ZM94 88H95V86H94ZM103 88H104V87H103ZM109 88H110V87H109ZM118 88H119V87H118ZM139 88H140V87H139ZM139 88H138V89H139ZM173 88H174V87H173ZM29 89H30V88H29ZM86 89H87V88H86ZM88 89H89V87H88ZM101 89H102V88H101ZM104 89H105V88H104ZM121 89H122V88H121ZM252 89H255V88H252ZM30 90H31V89H30ZM30 90H29V91H30ZM65 90H66V89H65ZM94 90H95V89H94ZM102 90H103V89H102ZM102 90H101V91H102ZM110 90H111V89H110ZM117 90H118V89H117ZM117 90H116V92H117ZM140 90H141V88H140ZM245 90H247V89H245ZM249 90H250V89H249ZM87 91H88V90H87ZM104 91H106V90H104ZM119 91H120V89H119ZM127 91H128V93H129V90H127ZM127 91H126V92H127ZM134 91H135V90H134ZM142 91H143V90H142ZM142 91H141V93H143ZM182 91H183V90H182ZM77 92H78V91H77ZM79 92H80V91H79ZM110 92H111V91H110ZM137 92H138V91H137ZM137 92H135V93L137 94ZM144 92H145V91H144ZM245 92H246V91H245ZM247 92H249V91H247ZM57 93H59V92H57ZM57 93H56V94H57ZM75 93H76V92H75ZM75 93H74V94H75ZM87 93H88V92H87ZM114 93H115V92H114ZM185 93H186V92H185ZM251 93H252V92H251ZM60 94H61V93H60ZM115 94H116V93H115ZM131 94H132V93H131ZM131 94H130V95H131ZM143 94H144V93H143ZM52 95H53V94H52ZM61 95H63V94H61ZM64 95H65V94H64ZM71 95H72V94H71ZM124 95H127V94L125 93ZM139 95H140V94H139ZM139 95H136V96H139ZM155 95H156V94H155ZM171 95H172V94H171ZM174 95H175V94H174ZM176 95H177V94H176ZM238 95H239V93H238ZM252 95H253V94H252ZM65 96H66V95H65ZM72 96H73V95H72ZM72 96H71V97H72ZM113 96H114V95H113ZM133 96H134V95H133ZM172 96H173V95H172ZM248 96H250V93H249ZM248 96H246V97H248ZM46 97H47V96H46ZM52 97H53V96H52ZM58 97H61V96L58 95ZM73 97H74V96H73ZM73 97H72V98H73ZM114 97H115V96H114ZM125 97H127V96H125ZM151 97H153V96H151ZM177 97H178V95H177ZM189 97H190V96H189ZM238 97H239V96H238ZM246 97H245V98H246ZM55 98H56V97H55ZM68 98H69V97H68ZM75 98H76V97H75ZM78 98H79V97H78ZM111 98H112V97H111ZM138 98H139V97H138ZM138 98H137V99H138ZM145 98H146V97H145ZM156 98H157V97H156ZM171 98H172V97H171ZM173 98H174V97H173ZM180 98H181V97H180ZM41 99H42V98H41ZM44 99H45V98H44ZM47 99H49V98L47 97ZM69 99H70V98H69ZM83 99H84V97H83ZM83 99H81V101H82ZM129 99H130V98H129ZM137 99H136V100H137ZM168 99H169V98H168ZM181 99H182V98H181ZM185 99H186V98H185ZM247 99H248V98H247ZM247 99H246V100H247ZM71 100H72V99H71ZM108 100H109V99H108ZM117 100H118V99H117ZM156 100H159V99H156ZM174 100H175V99H174ZM174 100H173V101H174ZM182 100H183V99H182ZM242 100L244 101L245 99H242ZM45 101H46V100H45ZM45 101H44V102H45ZM56 101H57V100H56ZM58 101H61V100H58ZM64 101H65V100H64ZM73 101L75 102V100H73ZM118 101H119V100H118ZM141 101H143V100H141ZM141 101H140V102H141ZM144 101L146 102V100H144ZM149 101H150V100H149ZM152 101H153V99H152ZM170 101H171V99H170ZM176 101H177V98H176ZM38 102H41V101H38ZM42 102H43V101H42ZM140 102H136V103H140ZM153 102H154V101H153ZM174 102H175V101H174ZM186 102H187V101H186ZM186 102H185V103H186ZM245 102H246V101H245ZM58 103H61V102H58ZM76 103H77V102H76ZM79 103H80V102H79ZM94 103H95V102H94ZM107 103H108V102H107ZM122 103H123V101H122ZM127 103H128V102H127ZM154 103H155V102H154ZM180 103H181V101H180ZM233 103H234V102H233ZM40 104H42V103H40ZM108 104H109V103H108ZM119 104H120V103H119ZM142 104H143V103H142ZM165 104H166V103H165ZM176 104L178 105V103H176ZM183 104H184V103H183ZM196 104H197V103H196ZM112 105H113V104H112ZM116 105H117V104H116ZM123 105H124V104H123ZM125 105H126V104H125ZM128 105H129V104H128ZM131 105L133 106V104H131ZM190 105H191V104H190ZM45 106H46V105H45ZM79 106H80V105H79ZM79 106H78V107H79ZM113 106H114V105H113ZM138 106H139V105H138ZM165 106H166V105H165ZM191 106H192V105H191ZM208 106H209V105H208ZM228 106H229V105H228ZM228 106H227V107H228ZM116 107H117V106H116ZM135 107H136V106H135ZM166 107H167V106H166ZM187 107H188V105H187ZM192 107H193V106H192ZM210 107H211V106H210ZM42 108L44 109L45 107H42ZM80 108H81V107H80ZM86 108L88 109V105H87ZM124 108H125V107H124ZM132 108H134V107H132ZM132 108H131V109H132ZM137 108H138V107H137ZM137 108H136V109H137ZM144 108H145V107H144ZM213 108H214V107H213ZM215 108H216V107H215ZM111 109H113V108H111ZM117 109H118V108H117ZM148 109H150V108H148ZM162 109H163V108H162ZM164 109H165V108H164ZM217 109H218V108H217ZM219 109H220V108H219ZM230 109H231V108H230ZM233 109H234V108H233ZM155 110H156V108H155ZM196 110H197V109H196ZM223 110H224V109H223ZM78 111H79V110H78ZM80 111H82V110H80ZM80 111H79V112H80ZM111 111H112V110H111ZM123 111H124V110H123ZM123 111H122V112H123ZM130 111H131V110H130ZM193 111H194V110H193ZM198 111H199V110H198ZM1 112H2V111H1ZM79 112H78V113H79ZM112 112H113V111H112ZM112 112H111V113H112ZM126 112H127V111H126ZM162 112H163V111H162ZM114 113H115V112H114ZM119 113H120V112H119ZM151 113L154 114V112H151ZM151 113H150V114H151ZM155 113H156V112H155ZM166 113H167V112H166ZM172 113H173V112H172ZM98 114H99V113H98ZM122 114H123V113H122ZM133 114H134V112H133ZM169 114H170V113H169ZM199 114H200V113H199ZM209 114H211V113H209ZM212 114H214V113L212 112ZM218 114H219V113H218ZM218 114H217V115H218ZM110 115H111V114H110ZM148 115H149V114H148ZM166 115H167V114H166ZM175 115H176V114H175ZM130 116H131V115H130ZM137 117H140V116H137ZM147 117H148V116H147ZM149 117H150V115H149ZM193 117H195V116H193ZM193 117H192V118H193ZM217 117H218V116H217ZM263 117H264V116H263ZM93 118L96 119L95 117H93ZM122 118H123V117H122ZM129 118H130V117H129ZM134 118H135V117H134ZM183 118H184V117H183ZM192 118H191V119H192ZM116 119H117V118H116ZM120 119H121V118H120ZM124 119H125V121L127 122L126 118H124ZM149 119H150V118H149ZM189 119H190V118H189ZM193 119H194V118H193ZM98 120H100V119H98ZM118 120H119V119H118ZM130 120H131V119H130ZM130 120H128V121H130ZM187 121H188V120H187ZM80 122H81V121H80ZM113 122H114V121H113ZM115 122H116V121H115ZM149 122H150V121H149ZM254 122H255V121H254ZM105 123H106V122H105ZM248 123H249V122H248ZM248 123H247V124H248ZM255 123H256V122H255ZM4 124H5V123H4ZM117 124L119 125V123H117ZM120 124H121V123H120ZM122 124H123V123H122ZM251 124H252V123H251ZM70 125H71V124H70ZM187 125H188V123H187ZM248 125H249V124H248ZM243 126H244V125H243ZM252 126H253V124H252ZM259 126H260V125H259ZM129 127H130V126H129ZM254 127H255V125H254ZM255 128H256V127H255ZM184 129H185V128H184ZM244 129H245V128H244ZM244 129H243V130H244ZM243 130H242V131H243ZM263 130H264V129H263ZM3 131H4V130H3ZM95 131H96V130H95ZM149 131H150V130H149ZM145 132H146V130H145ZM197 132H198V131H197ZM197 132H196V133H197ZM199 132H200V131H199ZM1 133H2V132H1ZM68 133H69V131H68ZM153 133H155V132H153ZM174 133H175V132H174ZM176 133H177V132H176ZM186 133H187V132H186ZM127 134H128V133H127ZM147 134H148V133H147ZM155 134H156V133H155ZM203 135H204V134H203ZM235 135H236V134H235ZM38 136H39V135H38ZM65 136H67V135L65 134ZM247 136H248V135H247ZM247 136H245V137H247ZM26 137H27V136H26ZM26 137H25V138H26ZM43 137H44V136H43ZM43 137H42V138H43ZM74 137H75V136H74ZM77 137H78V136H77ZM148 137H149V136H148ZM150 137H151V136H150ZM152 137H153V135H152ZM25 138H24V139H25ZM42 138H41V139H42ZM63 138H64V136H63ZM126 138H127V137H126ZM41 139H40V140H41ZM48 139H49V138H48ZM51 139H52V138H51ZM136 139H137V138H136ZM172 139L174 140L175 138H172ZM37 140H38V139H37ZM138 140H139V139H138ZM249 140H250V139H249ZM24 141H25V140H24ZM41 141H42V140H41ZM140 141H141V140H140ZM144 141H145V140H144ZM144 141H142V142H144ZM175 141H177V139H176ZM229 141H230V140H229ZM231 141H232V140H231ZM239 141H241V140H239ZM21 142H22V139H21ZM171 142H172V141H171ZM173 142H174V141H173ZM44 143H45V142H44ZM44 143H43V144H44ZM77 143H78V142H77ZM147 143H148V142H147ZM175 143H176V142H175ZM53 144H54V143H53ZM89 144H90V142H89ZM145 144H146V143H144V145H145ZM178 144H179V143H178ZM14 145H15V144H14ZM54 145H55V144H54ZM76 145H77V144H76ZM78 145H79V144H78ZM157 145H158V144H157ZM238 145H239V144H238ZM46 146H47V144H46ZM104 146H105V145H104ZM126 146H127V145H126ZM134 146H135V145H134ZM174 146H175V145H174ZM176 146L178 147V145H176ZM217 146H218V145H217ZM18 147H19V146H18ZM88 147H89V146H88ZM105 147H106V146H105ZM142 147H143V146H142ZM13 148H15V147H13ZM106 148H107V147H106ZM106 148H105V149H106ZM179 148H180V147H179ZM179 148H178V149H179ZM209 148H210V147H209ZM5 149H6V148H5ZM5 149H4V150H5ZM17 149H18V148H16L15 150H17ZM20 149H22V148H20ZM20 149H19V150H20ZM46 149H47V148H45V151H46ZM53 149H54V148H53ZM53 149H52V150H53ZM97 149H98V148H97ZM137 149L139 150V148H137ZM137 149H136V150H137ZM171 149H172V148H171ZM230 149H231V148H230ZM4 150H3V151H4ZM49 150H50V149H49ZM52 150H51V151H52ZM93 150H94V149H93ZM114 150H115V149H114ZM114 150H113V151H114ZM140 150H141V149H140ZM174 150H175V148H174ZM179 150H180V149H179ZM207 150H208V149H207ZM228 150H229V149H228ZM13 151H14V150H13ZM17 151H18V150H17ZM105 151H106V150H105ZM169 151H170V150H169ZM209 151H210V150H209ZM222 151H223V150H222ZM250 151H251V150H250ZM5 152H7V150H6ZM22 152H23V150H22ZM42 152H43V151H42ZM108 152H109V151H108ZM140 152H141V151H140ZM143 152H144V151H143ZM150 152H151V151H150ZM155 152L157 153V151H155ZM215 152H216V151H215ZM44 153H45V152H44ZM151 153H152V152H151ZM211 153H212V152H211ZM226 153H227V152H226ZM231 153H232V152H231ZM5 154H6V153H5ZM10 154H11V153H10ZM24 154H26V153H24ZM48 154H49V153H48ZM249 154H250V153H249ZM27 155H28V154H27ZM38 155H40V153H39ZM38 155H36V156H38ZM43 155H44V154H43ZM114 155H115V154H114ZM155 155H156V154H155ZM155 155H154V157H155ZM159 155H160V154H159ZM167 155H168V153H167ZM167 155H166L165 157H167ZM174 155H175V154H174ZM174 155H173V156H174ZM212 155H213V154H212ZM226 155H227V154H226ZM11 156H12V154H11ZM90 156H91V155H90ZM90 156H89V157H90ZM6 157H7V156H6ZM38 157H39V156H38ZM45 157H47V155H46ZM60 157H61V156H60ZM77 157H78V155H77ZM96 157H97V156H96ZM219 157H220V156H219ZM31 158H32V157H31ZM56 158H57V157H56ZM61 158H62V157H61ZM83 158H84V157H83ZM90 158H91V157H90ZM157 158H158V157H157ZM157 158H156V160H157ZM209 158H210V157H209ZM33 159H34V158H33ZM116 159H117V158H116ZM160 159H161V158H159V160H160ZM162 159H163V158H162ZM170 159H171V158H170ZM174 159H176V158H174ZM5 160H6V159H5ZM47 160H48V159H47ZM85 160H87V159H85ZM96 160H97V158H96ZM134 160H135V159H134ZM205 160H207V159H205ZM2 161H3V159H2ZM15 161H16V159H15ZM18 161H19V160H18ZM20 161H21V160H20ZM48 161H49V160H48ZM50 161H52V160H50ZM50 161H49V162H50ZM172 161H174V160H172ZM176 161H177V160H176ZM95 162H96V161L94 160V163H95ZM0 163H2L1 160H0ZM56 163H57V162H56ZM84 163H85V162H84ZM130 163H131V162H130ZM182 163H183V162H182ZM257 163H258V162H257ZM57 164H58V163H57ZM68 164H69V163H68ZM95 164H97V163H95ZM108 164H109V163H108ZM132 164H133V163H132ZM175 164H176V163H175ZM16 165H17V164H16ZM48 165H49V163H48ZM50 165H51V163H50ZM50 165H49V166H50ZM53 165H54V164H53ZM58 165H59V164H58ZM65 165H66V164H65ZM109 165H110V164H109ZM122 165H123V164H122ZM152 165H153V164H152ZM158 165H159V164H158ZM158 165H156V166H158ZM241 165H242V164H241ZM51 166H52V165H51ZM94 166H95V165H94ZM96 166H98V165H96ZM123 166H124V165H123ZM153 166H154V165H153ZM172 166H174V165H172ZM182 166H183V165H182ZM184 166H185V165H184ZM184 166H183V167H184ZM224 166H225V165H224ZM125 167H126V166H125ZM148 167L150 168V166H148ZM154 167H155V166H154ZM159 167H160V166H159ZM221 167H223V166L221 165ZM221 167H220V168H221ZM240 167H241V166H240ZM42 168H43V167H42ZM42 168H41V169H42ZM113 168H114V167H113ZM152 168H153V167H152ZM152 168H151V169H152ZM160 168H162V167H160ZM24 169H25V168H24ZM53 169H54V168H53ZM62 169H63V167H62ZM68 169H69V167H68ZM95 169H96V168H95ZM126 169H129V168L126 167ZM184 169H185V168H184ZM221 169H222V168H221ZM254 169H255V168H254ZM16 170H17V169H16ZM115 170H116V169H115ZM153 170H154V169H153ZM206 170H207V169H206ZM259 170L261 171V169H259ZM25 171H26V169H25ZM36 171H37V170H36ZM52 171H53V170H52ZM58 171H59V170H58ZM63 171H64V169H63ZM116 171H117V170H116ZM128 171H130V170H128ZM131 171H132V170H131ZM136 171H138V170H136ZM141 171H142V170H141ZM251 171H252V170H251ZM61 172H62V171H61ZM67 172H68V171H67ZM74 172H76V171H74ZM132 172H133V171H132ZM143 172H144V171H143ZM147 172H148V171H147ZM152 172H155V171H152ZM157 172H159V171H157ZM186 172H187V171H186ZM220 172H221V171H220ZM226 172H227V171H226ZM257 172H258V170H257ZM29 173H31V172H29ZM68 173H69V172H68ZM70 173H71V172H70ZM119 173H120V172H119ZM126 173H127V172H126ZM148 173H149V172H148ZM161 173H162V172H161ZM228 173H229V171H228ZM32 174H33V173H32ZM158 174H160V172H159ZM162 174H163V173H162ZM62 175H63V174H62ZM147 175H148V174H147ZM24 176H25V175H24ZM26 176H27V175H26ZM52 176H53V175H52ZM72 176H73V174H72ZM123 176H124V175H123V173H122V178H123ZM156 176H157V175H155V177H156ZM188 176H189V175H188ZM198 176H199V175H198ZM206 176H207V175H206ZM208 176L210 177V175H208ZM262 176H263V175H262ZM66 177H67V176H66ZM120 177H121V176H120ZM184 177H185V175H184ZM189 177H190V176H189ZM202 177H203V176H202ZM212 177H213V175H212ZM221 177H222V176H221ZM244 177H245V176H244ZM244 177H243V178H244ZM254 177H255V176H254ZM257 177H258V175H257ZM203 178H204V177H203ZM210 178H211V177H210ZM210 178H209V179H210ZM260 178H261V177H260ZM180 179H181V178H180ZM205 179H206V178H204V180H205ZM198 180H199V179H198ZM217 180H218V179H217ZM261 180H262V179H261ZM56 181H57V180H56ZM122 181H123V180H122ZM148 181H149V180H148ZM192 181H194V178H193V180H191L190 182L192 183ZM210 181H212V180H210ZM228 181H229V180H228ZM259 181H260V180H259ZM262 181H264V180H262ZM190 182H189V183H190ZM200 182L202 183L203 181L201 180ZM204 182H205V181H204ZM244 182H245V181H244ZM249 182H250V181H249ZM255 182H257V181H255ZM57 183H58V182H57ZM119 183H120V182H119ZM206 183H207V182H206ZM234 183H237V182H234ZM258 183H259V182H258ZM55 184H56V183H55ZM55 184H54V185H55ZM120 184H121V183H120ZM122 184H123V183H122ZM126 184H128V183H126ZM195 184H196V183H195ZM195 184H194V185H195ZM54 185H53V186H54ZM150 185H151V184H150ZM150 185H149V186H150ZM211 185H213V183H212ZM250 185H251V184H250ZM258 185H259V184H258ZM262 185H263V184H262ZM262 185H261V186H262ZM149 186H148V187H149ZM255 186H256V185H255ZM255 186H254V188H255ZM95 187H96V186H95ZM121 187H123V186H121ZM121 187H119V189H120ZM167 187H168V186H167ZM258 187H259V186H258ZM173 188H175V186H174ZM193 188H194V186H193ZM193 188H192V191H193ZM127 189H128V188H127ZM161 189H162V188H161ZM171 189H172V188H171ZM197 189H198V187H197ZM149 190H150V189H149ZM165 190H166V189H165ZM165 190H164V191H165ZM186 190H187V189H186ZM186 190H185V191H186ZM199 190H200V188H199ZM201 190H202V189H201ZM238 190H239V189H238ZM246 190H247V189H246ZM254 190H256V189H254ZM116 191H117V190H116ZM124 191H126V189H125ZM130 191H131V189H128V192H129V193H131ZM132 191H133V190H132ZM169 191H170V190H169ZM169 191H168V192H169ZM185 191H184V192H185ZM194 191H195V190H194ZM209 191H210V190H209ZM248 191H249V190H248ZM248 191H247V192H248ZM260 191H261V190H260ZM119 192H120V191H119ZM227 192H228V191H227ZM146 193H147V192H146ZM159 193H160V192H159ZM201 193H202V192H201ZM257 193H258V192H257ZM124 194H125V193H124ZM138 194H139V193H138ZM181 194H182V193H181ZM224 194H225V193H224ZM246 194H247V193L245 192V195H246ZM116 195H118V194H116ZM119 195H120V194H119ZM144 195H145V193H144ZM150 195H151V194H150ZM179 195H180V194H179ZM183 195H184V194H183ZM186 195H187V193H186ZM243 195H244V194H243ZM85 196H86V195H85ZM85 196H84V197H85ZM121 196H122V195H121ZM139 196L141 197V195H139ZM151 196H152V195H151ZM184 196H185V195H184ZM197 196H198V195H197ZM210 196H211V194H210ZM233 196H234V195H233ZM251 196H252V195H251ZM114 197H115V196H114ZM126 197H127V196H126ZM144 198H145V196H144ZM81 199H82V198H81ZM81 199H80V200H81ZM123 199H124V198H123ZM140 199H141V198H140ZM149 199H150V198H149ZM187 199H188V198H187ZM247 199H248V198H247ZM80 200H79V201H80ZM208 200H210V199H208ZM237 200H238V199H237ZM84 201H85V200H84ZM104 201H105V200H104ZM138 201L140 202V200H137V202H138ZM144 201H145V199H144ZM196 201H197V200H196ZM199 201H200V200H199ZM210 201H211V200H210ZM225 201H226V200H225ZM256 201H257V199H256ZM80 202L83 203L82 200H81ZM148 202H149V201H148ZM152 202H153V201H152ZM203 202L206 203L204 200H203ZM228 202H229V201H228ZM130 203H131V202H130ZM177 203H178V202H176V205H177ZM180 203H181V202H180ZM182 203H183V202H182ZM199 203H202V202H199ZM229 203H230V202H229ZM236 203H237V202H236ZM256 203H257V202H256ZM88 204H89V203H88ZM133 204H136V203L133 202ZM174 204H175V203H174ZM197 204H198V203H197ZM226 204H227V203H226ZM245 204H246V203H245ZM89 205H90V204H89ZM127 205H128V204H127ZM185 205H186V203H185ZM212 205H213V204H212ZM235 205H236V204H235ZM235 205H234V206H235ZM259 205H260V204H259ZM87 206H88V205H87ZM97 206H98V205H97ZM125 206H126V205H125ZM133 206H134V205H133ZM137 206H138V205H137ZM183 206H184V205H183ZM196 206H197V205H196ZM263 206H264V205H263ZM93 207H95V206H93ZM198 207H199V206H198ZM222 207H223V206H222ZM227 207H228V206H227ZM255 207H257V205H256ZM255 207H254V208H255ZM96 208H97V207H96ZM96 208H95V209H96ZM154 208H155V207H154ZM172 208H173V206H172ZM183 208H184V207H183ZM214 208H215V207H214ZM81 209H82V208H81ZM93 209H94V208H93ZM95 209H94V211H95ZM131 209H132V208H131ZM155 209H156V208H155ZM164 209H165V208H164ZM219 209H220V208H219ZM219 209H218V210H219ZM231 209H232V207H231ZM162 210H163V209H162ZM221 210H222V209H221ZM255 210H256V209H255ZM92 211H93V210H92ZM133 211H135V210H133ZM153 211H154V210H153ZM171 211H172V210H171ZM212 211H213V210H212ZM82 212H83V210H82ZM84 212H85V211H84ZM101 212H102V211H101ZM101 212L99 211L98 214H100ZM137 212H138V211H137ZM137 212H136V213H137ZM210 212H211V211H210ZM222 212H223V211H222ZM224 212H225V211H224ZM231 212H232V211H231ZM235 212H236V211H235ZM95 213H96V211H95ZM123 213H124V211H123ZM126 213H127V212H126ZM158 213H159V212H158ZM162 213H163V212H162ZM164 213H165V212H164ZM219 213H220V212H219ZM98 214H95V215H98ZM124 214H125V213H124ZM133 214H134V213H133ZM212 214H213V213H212ZM233 214H234V213H233ZM142 215H143V214H142ZM155 215H156V214H155ZM206 215H208V214L206 213ZM231 215H232V214H231ZM60 216H61V215H60ZM92 216H93V215H92ZM100 216H101V215H100ZM137 216H138V215H137ZM152 216H154V215H152ZM203 216H204V215H203ZM203 216L201 217L202 219H203ZM221 216H222V215H221ZM223 216L225 217V215H223ZM233 216H234V215H233ZM236 216H237V214H236ZM80 217H81V216H80ZM132 217H133V216H132ZM134 217H135V216H134ZM0 218H1V217H0ZM61 218H62V217H61ZM71 218H72V216H71ZM71 218H70V219H71ZM87 218H88V217H87ZM99 218H100V217H99ZM124 218L126 219V217H124ZM129 218H130V217H129ZM163 218H164V217H163ZM186 218H187V217H186ZM206 218H207V217H206ZM225 218H226V217H225ZM240 218H242V216H241ZM82 219L84 220V218H82ZM85 219H86V218H85ZM88 219H89V218H88ZM135 219H136V218H135ZM191 219H192V218H191ZM4 220H5V219H4ZM72 220H74V219H72ZM77 220H78V218H77ZM229 220H230V219H229ZM58 221H59V220H58ZM70 221H71V220H70ZM70 221H69L68 225H69V224L71 225ZM127 221H128V220H127ZM135 221H136V220H135ZM242 221H244V220L242 219ZM258 221H260V220H258ZM5 222H6V221H5ZM73 222H74V221H73ZM120 222H121V221H120ZM139 222H140V221H139ZM148 222H150V221H148ZM148 222H147V223H148ZM190 222H191V221H190ZM210 222H211V221H210ZM215 222H216V221H215ZM7 223H8V222H7ZM10 223H11V222H10ZM60 223H61V222H60ZM60 223H59V224H60ZM101 223H102V222H101ZM137 223H138V221H137ZM187 223H188V222H187ZM201 223H202V222H201ZM212 223H213V222H212ZM233 223H234V222H233ZM233 223H232V224H233ZM235 223H236V222H235ZM2 224H3V223H2ZM4 224H5V223H4ZM74 224H75V223H74ZM132 224H133V223H132ZM148 224H149V223H148ZM152 224H153V223H152ZM228 224L230 225L231 223L228 221L227 225H228ZM237 224H238V223H237ZM237 224H236V225H237ZM247 224H248V223H247ZM252 224H253V223H252ZM9 225H10V224H9ZM11 225H12V224H11ZM80 225H81V224H79V226H80ZM102 225L104 226V224H102ZM109 225H110V224H109ZM122 225H123V224H122ZM127 225H128V224H127ZM134 225H135V224H134ZM229 225H228V228H229ZM244 225H245V224H244ZM5 226H6V225H5ZM12 226H13V225H12ZM26 226H28V225L26 224ZM60 226H61V225H60ZM110 226H111V225H110ZM158 226H159V225H158ZM163 226H164V225H163ZM168 226H169V224H168ZM170 226H171V225H170ZM216 226H217V225H216ZM230 226H232V225H230ZM237 226H238V225H237ZM237 226H236V227H237ZM3 227H4V226H3ZM13 227H14V226H13ZM29 227H30V226H29ZM71 227H73V226H71ZM82 227H83V226H82ZM90 227H91V226H90ZM93 227H94V226H93ZM111 227H112V226H111ZM111 227H110V228H111ZM164 227H165V226H164ZM188 227H189V226H188ZM223 227H225V226H223ZM226 227H227V226H226ZM232 227H234V229H235V226H234V225H233ZM232 227H231V230H232ZM6 228H7V226H6ZM23 228H24V227H23ZM32 228H33V227H32ZM101 228H102V227H101ZM123 228H124V227H123ZM165 228H166V227H165ZM168 228H169V227H168ZM172 228H173V227H172ZM207 228H208V227H207ZM213 228H214V227H213ZM24 229H25V228H24ZM81 229H82V228H81ZM83 229H84V228H83ZM94 229H95V228H94ZM182 229H183V228H182ZM223 229H224V228H223ZM223 229H222V230H223ZM242 229H243V227H242ZM245 229H246V228H245ZM1 230H2V228H1ZM3 230H4V229H3ZM15 230H16V229H15ZM34 230H35V229H34ZM69 230H70V229H69ZM156 230H157V229H156ZM247 230H248V229H247ZM252 230H253V229H252ZM252 230H251V231H252ZM260 230H261V229H260ZM93 231L96 232L97 230L95 229V230H93ZM160 231H161V230H160ZM201 231H202V230H201ZM220 231H221V230H220ZM235 231H236V229H235ZM263 231H264V230H263ZM17 232H18V231H17ZM22 232H23V231H22ZM33 232H34V231H33ZM67 232H68V231H67ZM99 232H100V231H99ZM108 232H110V231H108ZM120 232H123V231H120ZM164 232H165V231H164ZM179 232H180V231H179ZM202 232H203V231H202ZM213 232H214V231H213ZM9 233H10V232H9ZM68 233H69V232H68ZM159 233H160V232H159ZM159 233L157 232V234H159ZM184 233H185V232H184ZM187 233H188V231H187ZM187 233H186V235H187ZM243 233H244V232H243ZM246 233H247V232H246ZM7 234H8V233H7ZM10 234H11V233H10ZM12 234H14V233H12ZM12 234H11V235H12ZM30 234H31V233H30ZM30 234H29V237H30ZM69 234H70V233H69ZM85 234H86V233H85ZM121 234H122V233H121ZM179 234H180V233H179ZM181 234H183V233H181ZM222 234H224V233H222ZM228 234H229V232H228ZM241 234H242V233H241ZM248 234H249V233H248ZM248 234H247V235H248ZM262 234H263V233H261V235H262ZM11 235H10V236H11ZM14 235H15V234H14ZM14 235H13V236H14ZM37 235H38V234H37ZM78 235H79V234H78ZM101 235H102V234H101ZM107 235H108V234H107ZM119 235H120V234H119ZM155 235H156V234H155ZM209 235H210V234H209ZM211 235H212V234H211ZM213 235H214V234H213ZM213 235H212V237H213ZM239 235H240V233H239ZM0 236H1V235H0ZM27 236H28V235H27ZM40 236H41V235H40ZM83 236H84V234H83ZM93 236H94V235H93ZM93 236H92V238H93ZM98 236L100 237V235H98ZM123 236H124V235H123ZM123 236H122V237H123ZM158 236H159V235H158ZM161 236H162V235H161ZM173 236H174V235H173ZM214 236H215V235H214ZM227 236H228V235H227ZM244 236H245V235H244ZM94 237H96V235H95ZM128 237H129V236H128ZM168 237H169V236H168ZM174 237H175V236H174ZM182 237H183V236H182ZM185 237H186V236H185ZM185 237H184V238H185ZM202 237H203V236H202ZM205 237H206V236H205ZM238 237H239V236H238ZM241 237H242V236H241ZM9 238H10V237H9ZM18 238H19V237H18ZM24 238H25V237H24ZM71 238H72V237H71ZM77 238H78V237H77ZM96 238H97V237H96ZM152 238H154V237H152ZM161 238H163V237H161ZM169 238H170V237H169ZM169 238H168V239H169ZM213 238H215V237H213ZM224 238H225V237H224ZM248 238H249V237H248ZM1 239H2V238H1ZM22 239H23V238H22ZM63 239L65 240V238H63ZM69 239H70V237H69ZM119 239H120V238H119ZM129 239H131V237H130ZM170 239H171V238H170ZM173 239H174V238H173ZM206 239H207V241H209V239H208L207 237H206ZM243 239H244V237H243ZM32 240H33V239H32ZM36 240H37V237H36ZM73 240H74V239H73ZM77 240H78V239H77ZM77 240H76V241H77ZM120 240H121V239H120ZM150 240H151V239H150ZM150 240H149V241H150ZM162 240H163V239H162ZM214 240H215V239H214ZM226 240H227V239H226ZM235 240H238V238L235 239ZM246 240H247V239H246ZM3 241H4V240H3ZM33 241H34V240H33ZM40 241H41V240H40ZM61 241H62V240H61ZM121 241H122V240H121ZM129 241H130V240H129ZM132 241H133V240H132ZM149 241H148V242H149ZM163 241H164V240H163ZM181 241H183V240H181ZM217 241H218V240H217ZM240 241H241V240H240ZM1 242H2V241H1ZM1 242H0V243H1ZM23 242H24V241H23ZM25 242H26V241H25ZM42 242H44V241H42ZM58 242H59V241H58ZM62 242H63V241H62ZM65 242H66V240H65ZM74 242H75V241H74ZM90 242H91V241H90ZM123 242H124V241H123ZM135 242H136V240H135ZM138 242H139V241H138ZM148 242H147V243H148ZM152 242H153V241H152ZM161 242H162V241H161ZM234 242H235V241H234ZM26 243H27V242H26ZM46 243H47V242H45V244H46ZM48 243H49V242H48ZM52 243H54V242H52ZM55 243H56V242H55ZM66 243H67V242H66ZM76 243H77V242H76ZM129 243H130V242H129ZM133 243H134V242H133ZM164 243H165V242H164ZM164 243H163V244H164ZM217 243H218V242H217ZM217 243H216V245H217ZM229 243H230V242H229ZM236 243H237V242H236ZM3 244H4V243H3ZM6 244H7V243H6ZM6 244H4V245H6ZM38 244H39V243H38ZM63 244H64V243H63ZM73 244H74V243H73ZM149 244H150V243H149ZM153 244H154V243H153ZM157 244H159V243H157ZM172 244H173V243H172ZM212 244H213V243H212ZM246 244H247V243H246ZM1 245H2V244H1ZM23 245H24V243H23ZM47 245H49V244H47ZM58 245H59V244H58ZM102 245H103V244H102ZM139 245H140V244H139ZM150 245H151V244H150ZM186 245H187V244H186ZM24 246H25V245H24ZM24 246H22V247H24ZM50 246H51V242H50ZM55 246H56V244H55ZM64 246H65V245H64ZM72 246H73V245H72ZM147 246H148V245H147ZM147 246H146V248H148ZM151 246H152V245H151ZM163 246H164V245H163ZM165 246H166V245H165ZM167 246H168V245H167ZM172 246H173V245H172ZM208 246H209V245H208ZM217 246H218V245H217ZM260 246H261V245H260ZM2 247H3V246H2ZM25 247H26V246H25ZM56 247H57V246H56ZM75 247H76V245H75ZM135 247H136V246H135ZM142 247H144V245H143ZM159 247H160V246H159ZM211 247H212V246H211ZM26 248H27V247H26ZM109 248H110V247H109ZM109 248H108V250H109ZM162 248H163V247H162ZM162 248H161V249H162ZM166 248H167V247H166ZM242 248H244V245H243ZM14 249H16V247H15ZM17 249H18V248H17ZM73 249H74V248H73ZM75 249H76V248H75ZM150 249H151V248H150ZM163 249H164V248H163ZM176 249H177V248H176ZM226 249H227V248H226ZM247 249H248V248H247ZM247 249H246V250H247ZM18 250H19V249H18ZM20 250H21V249H20ZM20 250H19V251H20ZM22 250H23V249H22ZM33 250H34V249H33ZM56 250H57V249H56ZM105 250H107V247H106ZM120 250H121V249H120ZM137 250H138V249H137ZM215 250H216V249H215ZM233 250H234V248H233ZM258 250H259V248H258ZM39 251H40V250H39ZM67 251H68V249H67ZM75 251H76V250H75ZM127 251H128V250H127ZM143 251H144V250H143ZM235 251H236V249H235ZM235 251H234L233 253H236ZM259 251H260V250H259ZM259 251H258V252H259ZM261 251H262V250H261ZM12 252H13V251H12ZM68 252H69V251H68ZM114 252H116V251H114ZM124 252H125V251H124ZM124 252H123V253H124ZM218 252H219V251H218ZM241 252H242V251H241ZM25 253H27L26 250H25ZM65 253H66V252H65ZM65 253H64V254H65ZM77 253H78V252H77ZM117 253H119V252H117ZM128 253H129V252H128ZM132 253H133V252H132ZM141 253H142V252H141ZM244 253H245V252H244ZM248 253H249V251H248ZM0 254L3 255L2 253H0ZM14 254H15V253H14ZM22 254H23V253H22ZM22 254H21V255H22ZM33 254H34V253H33ZM33 254H32V255H33ZM62 254H63V253H62ZM62 254H60V255H62ZM164 254H165V253H164ZM219 254H221V253L219 252ZM257 254H258V253H257ZM6 255H8V254H6ZM6 255H5V257L8 258V256H6ZM17 255H18V253H17ZM42 255H43V253H42ZM78 255H79V254H78ZM175 255H176V253H175ZM213 255H215V254H213ZM233 255H234V254H233ZM259 255H261V254H259ZM19 256H20V255H19ZM33 256H34V255H33ZM71 256H72V255H71ZM134 256H135V255H134ZM145 256H146V255H145ZM207 256H209V255H207ZM210 256H211V255H210ZM221 256H222V255H221ZM231 256H232V255H231ZM235 256H236V255H235ZM241 256H242V255H241ZM17 257H18V256H17ZM25 257H26V256H25ZM55 257H56V256H55ZM55 257H54V258H55ZM67 257H68V256H67ZM76 257H77V256H76ZM149 257H150V256H149ZM219 257H220V256H219ZM227 257H228V256H226V260H227ZM22 258H23V257H22ZM32 258H33V257H32ZM57 258H58V257H57ZM59 258H60V257H59ZM64 258H65V257H64ZM79 258H80V257H79ZM207 258H208V257H207ZM216 258H217V257H216ZM229 258H230V257H228V259H229ZM68 259H69V258H68ZM73 259H74V258H73ZM120 259H121V258H120ZM122 259H123V258H122ZM136 259H137V258H136ZM224 259H225V258H224ZM242 259H243V257H242ZM1 260H2V259H1ZM8 260H9V259H8ZM28 260H29V259H28ZM51 260H52V259H51ZM58 260H59V259H58ZM74 260H75V259H74ZM78 260H79V259H78ZM125 260H126V259H125ZM137 260H138V259H137ZM150 260H151V257H150ZM162 260H163V259H162ZM205 260H206V259H205ZM209 260H210V259H209ZM24 261H25V260H24ZM66 261H67V260H66ZM75 261H76V260H75ZM79 261H80V260H79ZM200 261H201V260H200ZM219 261H220V260H219ZM252 261H253V260H252ZM3 262H4V260H3ZM35 262H36V261H35ZM39 262H40V260H39ZM123 262H124V261H123ZM130 262H131V261H130ZM162 262H163V261H162ZM162 262H161V263H162ZM164 262H166V261H164ZM207 262H208V261H207ZM211 262H212V261H211ZM221 262H222V264H223V261H221ZM58 263H59V262H58ZM65 263H66V262H65ZM114 263H115V261H114ZM127 263H128V262H127ZM154 263H155V262H154ZM172 263H173V262H172ZM177 263H178V262H177ZM254 263H255V262H254ZM257 263H258V262H257ZM2 264H4V263H2ZM26 264H27V263H26ZM39 264H40V263H39ZM80 264H81V263H80ZM116 264H117V263H116ZM130 264H131V263H130ZM173 264H174V263H173ZM214 264H215V263H214ZM242 264H243V262H242Z\"/></svg>",
  "mask_w": 264,
  "mask_h": 264
},
{
  "label": "built area",
  "instance_id": "5",
  "mask_svg": "<svg viewBox=\"0 0 264 264\" xmlns=\"http://www.w3.org/2000/svg\"><path fill=\"white\" fill-rule=\"evenodd\" d=\"M88 0H58L57 5L46 10L40 9V13L46 15L50 20H62L66 24H70L71 32L70 36L80 34L81 27V13L84 7L87 5ZM151 84H160L162 80L160 78L153 79ZM192 215L201 217L197 209H187ZM186 211L178 209L176 213H173V219L175 224L179 227L182 220L186 217ZM201 219L191 222L189 228V234L186 236L187 252L180 257L178 261L183 264H195L197 259L201 257L205 251L200 245V239L202 237ZM177 227L174 231H177ZM202 234V235H201ZM201 235V236H200ZM104 238V236H103ZM102 238V239H103ZM106 242L101 240H93L91 245L80 241L77 248L79 256L88 262V264H108L114 258V252L112 250H102L101 245ZM55 251V247L46 248L44 254H52Z\"/></svg>",
  "mask_w": 264,
  "mask_h": 264
},
{
  "label": "clouds",
  "instance_id": "6",
  "mask_svg": "<svg viewBox=\"0 0 264 264\" xmlns=\"http://www.w3.org/2000/svg\"><path fill=\"white\" fill-rule=\"evenodd\" d=\"M161 207V206H160ZM163 209V208H162ZM190 209H197V208H190ZM165 210V209H164ZM198 210V212H199V209H197ZM173 211H171V213H169L167 210H165V218H166V220H168V221H170L173 225H174V228H173V233L174 234H176L177 233V231H174V229L177 227L178 229H179V227L175 224V222L173 223V221L172 220H174L172 217H173ZM161 216H162V214H158V215H156L155 216V218H157V219H155V221H157V222H163L164 220H162L161 219ZM145 220V219H144ZM143 220V221H144ZM136 223V222H135ZM134 223V224H135ZM139 223H141V222H139ZM132 228H137V225H135V226H132ZM177 229V230H178ZM186 238V237H185ZM201 240V239H200ZM202 247V246H201ZM203 248V247H202ZM204 249V248H203ZM186 250H187V248H186ZM204 251H205V249H204ZM115 253V252H114ZM185 253H182V254H180L178 257L179 258H177V259H175V262H180V261H178L179 259H180V257L182 256V255H184ZM205 254V253H204ZM258 256H264V254H262V255H258ZM255 257V256H254ZM254 260L256 261V259L254 258Z\"/></svg>",
  "mask_w": 264,
  "mask_h": 264
}]
</instances>
